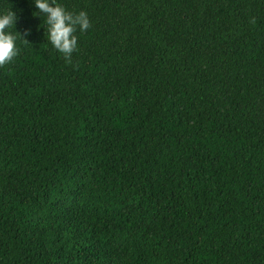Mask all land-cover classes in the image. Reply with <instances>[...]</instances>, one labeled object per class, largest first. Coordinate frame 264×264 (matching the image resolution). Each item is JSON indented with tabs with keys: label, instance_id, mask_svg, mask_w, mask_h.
I'll return each instance as SVG.
<instances>
[{
	"label": "trees",
	"instance_id": "obj_1",
	"mask_svg": "<svg viewBox=\"0 0 264 264\" xmlns=\"http://www.w3.org/2000/svg\"><path fill=\"white\" fill-rule=\"evenodd\" d=\"M33 0L0 66V264H264V0Z\"/></svg>",
	"mask_w": 264,
	"mask_h": 264
},
{
	"label": "clouds",
	"instance_id": "obj_2",
	"mask_svg": "<svg viewBox=\"0 0 264 264\" xmlns=\"http://www.w3.org/2000/svg\"><path fill=\"white\" fill-rule=\"evenodd\" d=\"M33 3L37 9L34 15L45 14L43 23L46 40L70 62L79 46L77 31H87L91 26L88 14L85 11L73 14L58 0H33ZM17 20L18 14L12 5L0 9V66L12 62L19 54L17 42L22 34L16 30ZM29 32L30 30L26 29L25 35ZM25 35H22L24 39Z\"/></svg>",
	"mask_w": 264,
	"mask_h": 264
}]
</instances>
